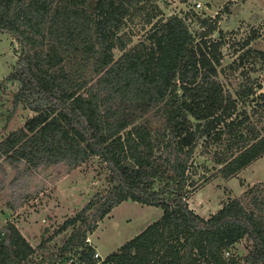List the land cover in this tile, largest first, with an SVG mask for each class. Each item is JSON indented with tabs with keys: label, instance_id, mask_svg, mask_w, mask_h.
Returning <instances> with one entry per match:
<instances>
[{
	"label": "trees",
	"instance_id": "16d2710c",
	"mask_svg": "<svg viewBox=\"0 0 264 264\" xmlns=\"http://www.w3.org/2000/svg\"><path fill=\"white\" fill-rule=\"evenodd\" d=\"M137 21L150 30L132 45ZM200 26L208 28L196 42L187 17L164 18L155 0H0V32L19 46L0 88L17 84L14 110L34 114L0 142V154L70 171L97 159L108 172L107 190L61 226L70 233L50 264H264V186L209 218L189 205L200 146L218 167L210 180L234 179L264 156V122L251 117L258 110L239 112L249 102L263 107L264 92L250 79L226 89L223 42L208 40L207 20ZM127 201L163 215L100 262L87 239ZM41 247L13 223L0 228V264H35Z\"/></svg>",
	"mask_w": 264,
	"mask_h": 264
},
{
	"label": "rangeland",
	"instance_id": "374dc122",
	"mask_svg": "<svg viewBox=\"0 0 264 264\" xmlns=\"http://www.w3.org/2000/svg\"><path fill=\"white\" fill-rule=\"evenodd\" d=\"M155 4L166 19L175 15L187 17L196 42L208 28L200 26L201 20L215 27L208 40L223 42L220 79L226 89L234 92L250 79L255 82V90L261 87L259 93L264 92V0H155ZM129 30L134 35L132 45H135L145 41L150 26L137 21ZM246 42L249 43L245 45ZM115 54L118 57L120 52L115 51ZM243 54L245 57L241 61ZM18 57V43L11 35L0 32V83L12 72ZM17 89V84L9 83L0 88V142L9 133L22 128L34 115L24 106L14 110L13 95ZM262 104L258 109L256 103L249 102L240 106L239 112L247 110L252 115L258 110L259 117H251L260 127L258 120L264 122ZM201 148L196 151L189 172L190 181L198 188L189 205L198 215L209 218L250 188L264 186V156L234 179L210 180L218 167ZM215 152L216 149H212L211 156ZM108 186V172L97 159L70 171L63 164L35 169L24 163L11 164L0 154V228L13 223L33 247L43 244L34 263L50 264L51 255L58 254L70 233H58L63 223L75 216L93 196L104 193ZM162 215L161 208L133 201L116 207L88 237L91 246L100 254L98 260L101 262L118 251L159 221ZM238 251L245 254L241 244Z\"/></svg>",
	"mask_w": 264,
	"mask_h": 264
},
{
	"label": "built area",
	"instance_id": "2783aa9c",
	"mask_svg": "<svg viewBox=\"0 0 264 264\" xmlns=\"http://www.w3.org/2000/svg\"><path fill=\"white\" fill-rule=\"evenodd\" d=\"M197 7L200 8V7H201V4H197ZM263 69H264V68H263ZM87 243H88L89 245H91V241H90L89 238L87 239ZM99 257H100V254H99L98 252H96V254H95V258L98 259ZM68 264H73V260H70V262H69Z\"/></svg>",
	"mask_w": 264,
	"mask_h": 264
},
{
	"label": "crops",
	"instance_id": "0c3cea01",
	"mask_svg": "<svg viewBox=\"0 0 264 264\" xmlns=\"http://www.w3.org/2000/svg\"><path fill=\"white\" fill-rule=\"evenodd\" d=\"M91 241V240H90Z\"/></svg>",
	"mask_w": 264,
	"mask_h": 264
}]
</instances>
